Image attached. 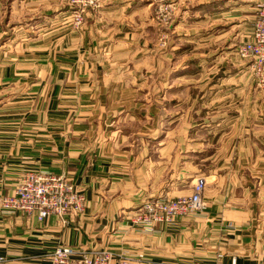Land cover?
Returning <instances> with one entry per match:
<instances>
[{
	"label": "crops",
	"instance_id": "obj_1",
	"mask_svg": "<svg viewBox=\"0 0 264 264\" xmlns=\"http://www.w3.org/2000/svg\"><path fill=\"white\" fill-rule=\"evenodd\" d=\"M145 3L104 0L75 28L64 0H0V199L28 170L64 175L86 199L66 225L0 208V264H49L57 245L107 249L129 264H264L263 201L231 200L217 185L204 189L203 213L150 230L132 222L144 200L190 196L197 178L186 154L160 160L162 124L138 83L150 77L138 67Z\"/></svg>",
	"mask_w": 264,
	"mask_h": 264
},
{
	"label": "rangeland",
	"instance_id": "obj_2",
	"mask_svg": "<svg viewBox=\"0 0 264 264\" xmlns=\"http://www.w3.org/2000/svg\"><path fill=\"white\" fill-rule=\"evenodd\" d=\"M144 1L137 23L149 35L138 67L150 77L138 83L162 124L160 160L181 163L186 154L194 185L203 179L204 189L264 204V33L255 24L264 0ZM245 44L257 57H242Z\"/></svg>",
	"mask_w": 264,
	"mask_h": 264
},
{
	"label": "built area",
	"instance_id": "obj_3",
	"mask_svg": "<svg viewBox=\"0 0 264 264\" xmlns=\"http://www.w3.org/2000/svg\"><path fill=\"white\" fill-rule=\"evenodd\" d=\"M103 1L66 0L70 6L73 26L78 28L83 22L84 14L98 10ZM255 24L257 33H264V12L258 16ZM255 51L254 46L245 44L242 57H257ZM204 185L203 179L197 180L193 194L187 197L144 200L134 210L133 224L150 230L154 224H166L189 214L203 213L206 209L202 198ZM0 208L5 213L33 216L39 223L54 216L61 224L66 225L70 219L84 213L86 199L82 190L77 189L64 175H54L44 170H28L19 176L13 193L0 199ZM47 259L49 264H129L128 258L122 253L115 254L107 249L84 251L66 245H57ZM2 261L0 257V263ZM196 264L220 263L215 261Z\"/></svg>",
	"mask_w": 264,
	"mask_h": 264
}]
</instances>
